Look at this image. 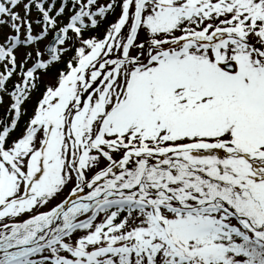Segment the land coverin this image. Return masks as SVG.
I'll list each match as a JSON object with an SVG mask.
<instances>
[{
    "label": "snow or ice",
    "instance_id": "6c2138e0",
    "mask_svg": "<svg viewBox=\"0 0 264 264\" xmlns=\"http://www.w3.org/2000/svg\"><path fill=\"white\" fill-rule=\"evenodd\" d=\"M0 264H264V0H0Z\"/></svg>",
    "mask_w": 264,
    "mask_h": 264
}]
</instances>
